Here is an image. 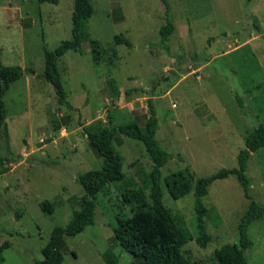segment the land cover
<instances>
[{
  "label": "rangeland",
  "instance_id": "obj_1",
  "mask_svg": "<svg viewBox=\"0 0 264 264\" xmlns=\"http://www.w3.org/2000/svg\"><path fill=\"white\" fill-rule=\"evenodd\" d=\"M167 2L168 12L162 0H91L87 31L106 53L97 65L86 40L81 52L59 59L68 101L61 105L43 76L44 51L72 38L76 0L58 5L0 0L1 62L25 71L4 96L7 119L0 126V159L10 168L0 175V245L10 243L2 264L43 260L54 228L66 226L79 207L78 175L103 162L84 126L101 120L110 127V115L114 125L144 126L151 104L159 119L156 139L171 154L162 168L163 203L187 234L183 255L191 263L218 264L216 250L238 243L250 200L235 175L215 181L204 198L207 248L196 241L194 194L174 200L164 180L185 169L205 178L238 168L247 134L264 126V0ZM168 17L175 29L163 46L160 29ZM117 35L132 48L116 45ZM111 79L119 97L109 88ZM54 119L62 125L58 131ZM114 146L126 178L108 186V195H97L95 224L66 238L64 264H105L109 249L119 255V264H134L113 228L118 217L130 216L122 191L133 181L134 189L147 191L153 163L140 141L120 135ZM247 176L253 198L264 206V147L252 155ZM43 201L52 203L51 216L41 209ZM249 235L254 245L246 253L248 264H264V217L250 226Z\"/></svg>",
  "mask_w": 264,
  "mask_h": 264
},
{
  "label": "trees",
  "instance_id": "obj_2",
  "mask_svg": "<svg viewBox=\"0 0 264 264\" xmlns=\"http://www.w3.org/2000/svg\"><path fill=\"white\" fill-rule=\"evenodd\" d=\"M38 1L55 5L60 3V0ZM90 1L76 0L72 14V38L62 41L54 51H44L45 73L43 76L54 87L61 105L68 104V101L58 68L59 59L71 50L81 52L82 44L86 40L90 41L93 59L97 65L101 63L106 53V50L97 41L90 40L87 31V20L93 13ZM162 2L168 12L167 0H162ZM174 29V24L168 17L167 23L160 29L163 46H166ZM257 30L260 32L259 27ZM114 43L132 48L131 41L124 35H117ZM112 54L115 57L117 52L113 50ZM24 74L25 71L20 67H6L2 64L0 48V126L7 119L4 96L11 84L22 78ZM108 85L114 96L119 97L116 81L111 79L108 81ZM109 118L110 127L101 120L84 126L83 130L90 147L103 161L102 167L78 175L77 180L83 188V195L78 201L79 207L74 210L72 218L66 226L54 228L49 243L43 249V260L34 264H64L63 251L67 245L66 238L77 236L95 224L97 195L100 193L108 195V186L125 180L123 158L114 146L120 135L142 142L153 163V168L147 176L150 181L147 191L140 188L134 189V181L122 191L123 202L129 207L130 216L117 218V225L113 228L115 241L121 246L124 253L131 256L134 264H195L188 261L182 253L183 247L188 243L187 234L177 226L172 211L163 203L162 168L171 158V154L156 139L159 119L154 106L150 105V115L144 126L138 122L114 125L111 115ZM53 125L55 131L62 128L57 119H54ZM263 147L264 126L261 125L247 134L245 147L238 154V168L221 169L205 178H196L191 170L185 169L171 174L164 180V184L174 200H179L190 193L194 194L198 230L196 241L201 248H207L211 236L205 229L204 218L208 211L204 205V198L208 196L209 187L215 181L226 179L231 175L238 178L245 197L250 200V205L238 226V243L228 244L216 250L215 257L218 264H248L246 253L254 245L250 239L249 229L254 222L264 217V206H261L251 194V181L247 176V170L252 155ZM9 171V166H5L0 159V175H5ZM40 206L45 214L49 216L53 214L54 207L50 201H43ZM9 247L10 243L7 242L0 245V264L5 261L4 252ZM119 261V255H116L112 249L106 251L105 264H119Z\"/></svg>",
  "mask_w": 264,
  "mask_h": 264
}]
</instances>
